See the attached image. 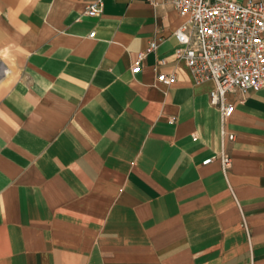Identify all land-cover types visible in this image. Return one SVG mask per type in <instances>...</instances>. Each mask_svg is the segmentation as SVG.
<instances>
[{
  "label": "crops",
  "instance_id": "obj_1",
  "mask_svg": "<svg viewBox=\"0 0 264 264\" xmlns=\"http://www.w3.org/2000/svg\"><path fill=\"white\" fill-rule=\"evenodd\" d=\"M92 1L0 0V264H264V87L223 121L169 0Z\"/></svg>",
  "mask_w": 264,
  "mask_h": 264
},
{
  "label": "built area",
  "instance_id": "obj_2",
  "mask_svg": "<svg viewBox=\"0 0 264 264\" xmlns=\"http://www.w3.org/2000/svg\"><path fill=\"white\" fill-rule=\"evenodd\" d=\"M169 1L185 19L175 31L180 44L176 54L186 59L197 81H215L210 101L220 109L225 121L235 109L234 103L227 100L228 92L264 87V0ZM104 4L105 0H93L87 13L99 15ZM94 34L95 31L91 36ZM157 45L156 40L151 41L147 51L139 54L133 72L139 71L140 61ZM159 79L173 83L177 76L160 74ZM212 160L208 158L204 163Z\"/></svg>",
  "mask_w": 264,
  "mask_h": 264
}]
</instances>
